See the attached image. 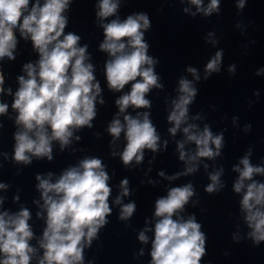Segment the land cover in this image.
Here are the masks:
<instances>
[{"label":"clouds","instance_id":"obj_1","mask_svg":"<svg viewBox=\"0 0 264 264\" xmlns=\"http://www.w3.org/2000/svg\"><path fill=\"white\" fill-rule=\"evenodd\" d=\"M76 2L43 0L41 4L40 0H0V61L5 57L10 61L16 59L17 33L24 40H30L32 49L39 54L35 63L23 65L26 76L17 77L19 87L11 104L12 110L17 113L12 159L18 164H31L33 157H46L52 161V142H59L61 150L66 148L75 131L93 127L97 102L101 105L105 103L103 98L97 101L102 89L94 65L88 62L91 59L88 44L81 46L82 37L77 32H65L70 22L66 13H70ZM186 2L196 7V12L191 13L193 18L197 13H202L203 17L220 13L221 0H210L206 7L203 0ZM246 3L247 0H237L236 8L243 10ZM93 8L96 10L95 18L100 21L98 26L103 30L99 51L109 57L104 64L108 89L122 92L126 85H130V90L115 100L118 112L108 124L107 132L112 137V143L122 133L124 135L126 144L119 153L122 163L126 167L133 161L139 164L144 159L145 149L156 152L160 147V135L149 112H137L136 116L125 114L129 108H151V101L146 95L153 88L163 87L161 77L154 70L159 59L154 60L148 54L150 44L145 40V32L152 26L151 20L143 12L119 19L120 0H98ZM183 12L188 13L189 9L185 7ZM113 16L117 18L108 19ZM213 35V32L207 33L208 37ZM205 43L215 46L219 40L206 39ZM223 58L224 50L221 48L209 59L204 69L205 81L213 73L221 74ZM186 70L196 80L200 79L196 68L187 67ZM227 71L230 77L235 76L237 65L230 64ZM254 74L264 76V67L258 68ZM4 83L5 73L0 64V94L5 93ZM178 92V98L172 100V110L167 116L172 124L168 131L175 136L177 131L182 130L185 140L177 142V151L179 160L184 161L186 167L183 173L168 179L196 172L200 159L219 157L226 145L223 133L214 135L209 125L206 124L201 131L196 124L187 123L189 105L198 95L192 81L181 77ZM7 94L12 95L11 88L7 89ZM255 95L259 96V92L256 91ZM8 109L9 105L0 101V116L7 114ZM121 115L123 122L119 118ZM233 119L235 121L236 117ZM184 124L187 126L181 129ZM186 143L195 144V151H185ZM250 155L249 150L240 159L243 168L238 165L233 167V171L239 173L233 190L237 194L242 193L240 207L246 213L245 221L251 229L248 236L254 246H259L264 241V183L253 177L264 176V167L252 165ZM222 173L223 168H220L209 174L211 182L205 188L207 193H217L223 187L220 180ZM52 175L49 172L47 177L41 174L35 176L38 181L36 188L43 200L42 211L36 215L45 223L38 241L43 254L37 264H84V249L98 238L99 230L108 223L106 217L111 213L110 177L102 159L95 156L85 157L77 166L68 167L55 182H52ZM159 175L164 176V172ZM128 184L127 179L121 181V193L116 197V204H121V198L129 195ZM7 187V184L0 183V189ZM194 194V186L189 182L168 189L166 196L156 199L150 264H201L202 257L206 255L207 234L201 230L202 224L196 221L195 215L186 220L179 215ZM3 202L0 197V204ZM136 207L135 202L123 204L119 219L128 220ZM30 219L31 213L27 208L12 214L7 210L0 212V264H31L37 249L30 243L34 239ZM148 230L146 228L139 233L141 243H148L145 235Z\"/></svg>","mask_w":264,"mask_h":264}]
</instances>
